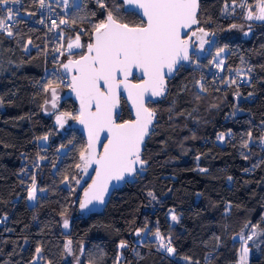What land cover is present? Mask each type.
I'll use <instances>...</instances> for the list:
<instances>
[{
  "label": "trees",
  "instance_id": "trees-1",
  "mask_svg": "<svg viewBox=\"0 0 264 264\" xmlns=\"http://www.w3.org/2000/svg\"><path fill=\"white\" fill-rule=\"evenodd\" d=\"M24 3L11 27L13 35L0 32V264H29L38 245L43 249L38 264H74L77 257L81 264H235L239 237H246L252 229L260 237L248 264H264V25L258 29L263 34L259 39H228L223 34L233 21L222 17V9L233 0H199L198 27L215 36H210L213 41L203 55L192 54L189 62L167 79L163 96L147 103L156 117L142 151L147 161L144 171L115 189L102 211L77 217L80 194L88 180L78 193L70 186L72 177L80 173L75 165L86 143L73 126L58 137L53 117L44 111L48 93L43 86L52 81L54 87L67 88L55 78L35 86L44 67V46L49 42V52L63 47L77 33L86 45L92 25L105 19L109 10L130 25L139 23L140 17L125 9L121 0H104L106 9L97 0H81L77 8L68 6L62 11L68 20L58 29L62 38L58 31L59 35L51 32L46 37L44 29L29 24L24 16L35 12L34 1ZM115 6H120L118 12ZM0 16H4L1 6ZM219 43L228 47L226 72L246 63L243 75L247 80L237 79L238 85L224 96L210 85L211 75L201 71ZM234 44L242 46L235 51L230 47ZM60 64L61 60L58 69ZM196 78L205 83L206 101L195 90ZM234 93L240 96L237 104ZM34 98L41 103L38 111L36 106L33 109ZM234 106L243 113L232 116ZM57 108L78 113L71 99H59ZM130 118L121 98L119 121ZM220 132H230L224 145L215 141ZM45 135L49 142L41 146L37 139ZM238 136L248 141L246 152L239 147ZM72 138L73 146L59 156L57 149ZM39 149L44 151L42 155ZM40 157L43 159L38 162ZM35 163L37 188L45 192L29 206V186L24 184L31 183L32 172L27 168ZM66 175L69 187L62 183ZM169 210L179 218L174 224L168 219ZM65 217L67 229L63 227ZM137 229L147 230V234L159 229L165 238L171 237L175 256L190 259L177 261L148 237L138 243L133 238ZM69 241L71 254L64 248ZM121 241L129 245L120 248ZM119 254L122 257L117 259Z\"/></svg>",
  "mask_w": 264,
  "mask_h": 264
},
{
  "label": "snow or ice",
  "instance_id": "snow-or-ice-1",
  "mask_svg": "<svg viewBox=\"0 0 264 264\" xmlns=\"http://www.w3.org/2000/svg\"><path fill=\"white\" fill-rule=\"evenodd\" d=\"M19 3L20 0H0V6H3L6 12V15L0 16V32H6L10 37L13 35L10 25L18 11L7 5ZM97 3L102 9L108 7L104 0H97ZM64 4L67 6L68 0H64ZM123 4L131 6V14L138 15L140 22L130 25L121 22L112 10L107 11L105 19L92 25L90 41L86 45L81 43L80 33H77L74 39H69L67 44L69 53L73 49L86 48V51L78 59L69 58L66 63H61L62 74L54 73L58 77L61 75L68 77L66 86L79 101L78 113L73 115L70 112H61L55 117L57 124L63 127L70 118L83 125L87 132V144L80 151V162L75 168L87 173L88 169L95 165L92 183L84 190L83 199L79 202L81 210H87L94 202L104 203L112 181H123L126 177L136 176L144 171L147 161L142 158V146L146 137L151 135L156 117L155 110L146 106V99L163 96L167 78L178 71L181 62L191 59L189 50L193 45L192 37L196 38L198 41L196 48L202 52L205 45L212 43L208 37L215 36L214 32H209L203 27L192 30L193 25L199 24L197 19L199 0H123ZM39 5L43 8L45 0H39ZM245 6L248 7L247 19L264 21V0H257L256 13L251 10L252 5H247V0L240 4V7ZM119 10L120 6H117V12ZM59 23L67 24L68 20L61 18ZM72 23H75V20ZM58 27L59 25L53 21L51 28ZM231 27L238 26L234 24ZM224 50L219 48L210 63H216L218 68L222 67L224 61L217 58ZM56 51L59 52L60 49ZM136 73L140 74V80L133 83L131 78ZM60 82L65 83L62 78ZM231 83H235V80ZM43 91L51 95L50 100H45V105L50 103L51 107L56 109L60 99L57 87L53 86L52 81H48L43 86ZM125 93L134 109V118L118 122L120 96ZM0 103H3L2 98ZM102 133L106 134V143L101 140ZM248 136L251 138V132ZM38 139L47 140L48 137L45 135ZM217 139L223 141L224 134H220ZM261 139L264 140V137ZM98 144L102 146L100 152L96 150ZM243 147H248V141H244ZM200 171L204 172L206 169ZM72 179L76 184L80 183L76 177ZM68 181L69 177L66 175L62 183ZM37 191L33 176L32 183L27 189L28 200H36ZM148 195L155 198L152 192ZM61 216H64V213H61ZM171 219L178 221L179 218L172 214ZM63 227L65 229L69 227L66 217L63 219ZM142 231L144 230L137 229L136 235L139 236ZM253 235L255 232L249 235L247 240H251ZM154 237L160 249L169 254L175 252V248L171 246L170 236L165 238L157 229ZM241 239L244 240V237L241 236ZM70 245L71 241L64 245L65 251L69 254ZM119 247H127L126 242L121 241ZM81 252L83 253V248ZM42 253L43 249L38 245L29 264L42 260ZM248 254V247H243L239 264H247ZM76 259L77 264H81L80 258Z\"/></svg>",
  "mask_w": 264,
  "mask_h": 264
},
{
  "label": "rangeland",
  "instance_id": "rangeland-1",
  "mask_svg": "<svg viewBox=\"0 0 264 264\" xmlns=\"http://www.w3.org/2000/svg\"><path fill=\"white\" fill-rule=\"evenodd\" d=\"M96 1V0H95ZM80 2H81V0H68V5L70 6V7H72V8H77L78 6H79V4H80ZM243 2V0H241V1H239V2H237V3H235V4H233V3H231V4H226V5H224V7H223V9H222V17L224 18V19H231L232 21H233V24L232 25H237L238 27H236V28H232L231 26L226 30V32L223 34L224 36L223 37H226V38H228V39H232V38H234V39H239V38H247L248 36H249V39H251V40H254V38L255 37H257L258 39L259 38H261L262 36H263V34L262 33H258L259 32V30L261 29V27L264 25V21H259V20H255V19H252V20H249V19H247V11H248V7L247 6H245V7H240V4ZM256 2L257 1H255L254 3H248L247 2V5H252V11L254 12V13H256V8H255V4H256ZM115 3H114V1H113V5H114ZM115 9L117 10V6H115ZM114 13H116V12H114ZM117 14V13H116ZM117 16H119L118 14H117ZM259 29V30H258ZM58 32H60V30L58 31ZM56 33L57 35H59V33ZM245 33H247V35H245ZM62 36H63V33L62 32H60V35H59V38L61 37L62 38ZM75 38V36L72 38V39H74ZM208 39H210L211 40V37H208ZM249 39H247V40H249ZM236 41H238V40H236ZM68 42H69V40L64 44V46L62 47V51H64L63 52V54H62V58L60 59L61 60V62H62V60L63 59H65V58H68V57H70V58H74V57H77L78 55H76V54H78V53H80V52H82V50L84 49H73L72 50V52L71 53H69L68 51H67V44H68ZM81 43L82 44H84V42H82V37H81ZM247 43V42H246ZM232 44V43H231ZM208 46L209 45H205V50L204 51H199L198 49V53L197 54H199V55H203L206 51H207V49H208ZM241 46H242V44H234V45H232V46H230L231 48H233V49H235V51L236 50H238L239 48H241ZM225 47V48H224ZM219 48H224L225 50H224V52H222L221 54H220V56L217 58V60H220V59H222L223 61H224V63H223V65H222V67H216V63H210V61H212L213 60V57H215L216 56V52H217V50L219 49ZM227 45L226 44H222V43H219V45H217V47H216V51L214 52V56L213 57H210L209 58V60L205 63V65L202 67V69H201V71L203 70V71H205L206 72V74H210L211 75V79H210V85L211 86H213V87H216L218 90H220V92H221V94H222V96H224V94H225V91H227V90H230V88H232V87H236L237 85H238V82H237V79H241V80H247V78H245V76L243 75L244 74V71H245V68H246V63L245 62H243V64H242V67L240 68V69H238V70H240L239 72L237 71V70H233L232 72H226L225 71V55H226V52H227ZM75 53V55H72V53ZM197 62H195V64H196ZM200 68V67H199ZM59 70V69H58ZM59 73H60V70H59ZM61 74V73H60ZM236 74H240V77H237V75ZM232 80H235V83H231V81ZM58 81V80H57ZM199 82V83H198ZM45 83H47V82H44V84ZM58 83H59V85H61V86H63V87H65L63 84H61L60 83V81H58ZM193 85H194V87H195V90H196V92H197V94L199 95V96H201V98H202V100H205L206 101V99H205V90H204V88L203 87H201V85L202 86H204L205 85V83L202 81V79H200V78H196L195 79V81L193 82ZM40 87V86H39ZM38 88V87H37ZM62 93H64V89H62V88H57V95L59 96V94H62ZM201 94V95H200ZM233 99H234V102H235V104H237V102L240 100V96H239V94L238 93H234L233 94ZM36 98H34V101H33V109H34V107L36 106L37 107V111H38V109H39V107H40V105H41V103H39V104H37L38 102H36L37 100H35ZM51 99V95H50V93H48V96H47V100H50ZM57 105H58V102H57ZM44 111L46 112V113H48V114H50V116L51 117H53V119H54V122H55V124H56V126H57V135H58V137H61L62 136V134L65 132V131H67L71 126H73V121H71L70 120V118L67 120V123H65L64 124V126L63 127H61L59 124H57V122H56V119H55V117H56V115H58V114H60L61 112H70V113H72L73 115H76V113H74V112H71V111H66V110H63V109H58V108H56V109H53L52 107H51V104L49 103L48 105H45L44 106ZM243 112L242 111H240L239 109H237L236 108V106H234V108H233V110H232V116H237V115H239V114H242ZM220 134H224V136H225V139L223 140V141H221V140H218L217 139V137L220 135ZM227 135H230V132H228V133H224V132H220V133H218L217 135H216V139H215V141L218 143V144H220V145H224L225 143H226V141H227ZM75 139V138H74ZM74 139L72 138V139H70V141L69 142H67L65 145L62 143V146H60L58 149H57V153H58V155L60 156V155H62V154H64V153H66V151L69 149V148H71L72 146H73V143H74ZM244 141H246L245 139H244V137H242V136H238V142H239V147L241 148V150H242V152H246V150H245V147H243V143H244ZM261 141V140H260ZM259 141V142H260ZM37 142H38V144L39 145H41V146H47V144H48V139L47 140H43V139H37ZM263 143H264V141H263ZM262 143V144H263ZM258 147H260V143L258 144V146H257V148ZM39 152H40V155H42L43 154V150L42 149H39ZM37 161L39 160H41V159H36ZM38 161V162H39ZM37 166H38V163H35V166L33 167V168H30V167H28L27 169L28 170H31V172H32V176H31V183H32V178H33V176L34 177H36V172H37ZM86 177V173L85 172H82V171H80V173H79V175H77V179H79L80 180V183L79 184H76L75 183V180H73L72 179V185L70 186L69 185V183L67 182V183H63V185H65V186H67V187H71L72 188V190L74 191V193H78V191H79V188H80V186L82 185V183L84 182V178ZM31 183H29V182H27L26 181V183L24 184V185H27V186H30L31 185ZM37 195L38 194H43L45 191H39L40 189H38L37 188ZM37 200V199H36ZM36 200H33V201H30V200H28V198H27V196H26V202H27V204L29 205V206H33L35 203H36ZM172 214H175L172 210H169V212H168V219H169V221H170V223L171 224H174L176 221H173L172 219H171V215ZM176 215V214H175ZM177 216V215H176ZM178 217V216H177ZM146 231L147 230H144V231H142L141 233H140V235L139 236H137L136 235V231L134 232V235H133V238L139 243L140 241H141V239L142 238H144V237H148V238H150V239H154V240H156L155 239V237H154V233L153 234H147L146 233ZM255 232V235H253V238L251 239V240H247V237L249 236V235H252L253 233ZM165 237V236H164ZM259 237H260V233L257 231V230H255V229H252L251 231H250V233L246 236V237H244V240H242L241 239V236L239 237V239H240V242H241V247H240V251H239V256H240V254H241V251H242V248L243 247H245V246H247L248 247V249H249V254H248V258L250 257V255L252 254V253H254V250H255V246L258 244V242H259ZM247 241V243L245 244L244 243V241ZM157 242V241H156ZM127 245H129V243H126ZM157 245H158V243H157ZM160 249V248H159ZM161 251H163L164 253H166V254H168V255H170V256H172V257H174L177 261H180V262H185L186 261V259L184 258V257H178V256H175L173 253L172 254H169V253H167L165 250H163V249H160ZM120 257H122V254H119V258ZM38 262L39 261H36L35 262V264H38ZM74 264H77V260L74 262ZM85 264H89V262H87V263H85ZM115 264H118V263H115ZM235 264H239V257H238V259H237V261H236V263ZM247 264H248V261H247Z\"/></svg>",
  "mask_w": 264,
  "mask_h": 264
},
{
  "label": "built area",
  "instance_id": "built-area-1",
  "mask_svg": "<svg viewBox=\"0 0 264 264\" xmlns=\"http://www.w3.org/2000/svg\"><path fill=\"white\" fill-rule=\"evenodd\" d=\"M34 1V4L36 5L35 12L33 14H30L29 12L25 13L24 16L26 17V20L29 24L37 27V28H42L45 31V36L49 37L50 33L53 32L54 34L57 33L58 29H60L62 26H65V24H60V19L63 18L65 19L61 13L62 11L65 12L67 10V6L64 4V0H45V5L43 8L40 7L39 5V0H32ZM7 7H12L15 10L18 11V14L16 15V18H18V15H20V11L25 8V3L24 0H20L19 4H9ZM3 9V14L6 15L5 9L3 6H1ZM14 19L13 22H11V27L14 26L15 22L17 19ZM55 21L59 27L58 28H51L52 22ZM51 28V30H50ZM49 42H47L44 46V67L42 70L41 75L37 79V81L34 83L35 86H39L44 82H47L49 78H55L58 81H61V78L64 79L65 83L63 84L65 87L66 86V81L67 79L64 78L62 75L57 76L54 75V73H59L57 64L59 63L60 59L62 58L61 53L62 47L56 46L53 47V49L49 52ZM56 49H60V51H56ZM68 88V87H67Z\"/></svg>",
  "mask_w": 264,
  "mask_h": 264
},
{
  "label": "water",
  "instance_id": "water-1",
  "mask_svg": "<svg viewBox=\"0 0 264 264\" xmlns=\"http://www.w3.org/2000/svg\"><path fill=\"white\" fill-rule=\"evenodd\" d=\"M121 1L123 2V0H121ZM123 5H124V4H123ZM124 8L127 9V10H129V11H131V6L124 5ZM198 11H199V8H198ZM198 11H197V14H198ZM197 27H198V25H193L192 30H196ZM189 35H190V32H189ZM89 41H90V40H89ZM89 41H88V42H89ZM211 41H213V38H212V37H211ZM88 42H87V43H88ZM192 42H193V45H192V47H191L190 50H189V51H190V57H191L192 54H197V53H198V50H197V48H196V45H198V41L196 40L195 37H192ZM87 43H86V44H87ZM209 46H210V44H209ZM209 46H208V47H209ZM84 51H86V48H85ZM82 54H83V53H82ZM79 56H80V55H79ZM79 56H77L76 58H72V59H78ZM69 58H70V57L63 59L61 63H66L67 60H68ZM188 62H189V61H183V62H181V64L179 65V67H180L182 64H187ZM59 70H60V73L62 74V69L60 68V66H59ZM174 74H175V73H174ZM173 76H174V75H172L171 77H169V78H167V79H171ZM64 78L68 79V77H64ZM131 79H132V82H133V83H138L139 80H140V74H139V73H136ZM166 85H167V80H166ZM160 97H161V96H160ZM160 97H152V98H150V99H146V102H145V103H146V106H147V103H148V102H154V101H156L157 99H159ZM59 98H60V100H63V99H71V100L76 104L77 108L79 109V101L76 99L75 94L72 93L71 90H70L69 88H66V89L64 90V93L59 94ZM121 98L125 99V101H126V103H127V106H128V108H129V111H130V115H131V118H130V119H133V118H134V109L132 108L131 101H129V100L127 99V95H126V93H125V94H122V95L120 96V105H119V108H118V110H117V111H118V122H123V121H119V116H120V113H121ZM130 119H127V120H130ZM154 121H155V120H154ZM73 127L76 128V129H78V131L84 136V138H85V143L87 144V132H86V130L84 129L83 125H80L77 121H73ZM105 137H106V134H105V133H102V134H101V140H102L104 143L107 142ZM147 138H148V137H146V140H147ZM146 140H145V142H146ZM144 145H145V143H144ZM144 145L142 146V151H143V149H144ZM96 150H97L98 152L102 151V146L98 144ZM94 169H95V165H92V166L88 169V171H87V173H86V177L84 178V180H85V179L88 180V183H87V185L83 188V190L81 191L79 202H80L81 199H83V196H84V190L88 187L89 184L92 183V178L95 176V171H94ZM133 178H134V176H129V177H126L125 180H123V181H112V182L110 183V186H109V192H108V194H106V196H105V201H104V203L101 204V203H96V202H94L92 205L89 206V208H88L87 210H81L80 207H79V205H78V216H77V217H85V216L89 215L90 213H97V212L102 211V209L104 208V206H105V204L107 203L108 199L110 198L112 192H113L115 189L120 188L123 184H126V183H128V182L133 181Z\"/></svg>",
  "mask_w": 264,
  "mask_h": 264
}]
</instances>
